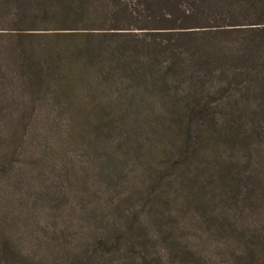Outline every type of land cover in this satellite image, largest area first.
I'll list each match as a JSON object with an SVG mask.
<instances>
[{"label": "trees", "instance_id": "1", "mask_svg": "<svg viewBox=\"0 0 264 264\" xmlns=\"http://www.w3.org/2000/svg\"><path fill=\"white\" fill-rule=\"evenodd\" d=\"M50 95L142 119L148 111L150 121L48 126L40 151L63 132L71 143L107 142L111 155L126 145V156L173 160L182 175H168L175 189L163 204L199 210L226 254L264 264V230L239 225L256 196L246 181L264 159V0H0V111L33 110ZM34 133L26 123L0 128V170L33 154ZM120 231L99 236L102 257L125 244ZM13 241L0 243L4 264H18Z\"/></svg>", "mask_w": 264, "mask_h": 264}, {"label": "rangeland", "instance_id": "2", "mask_svg": "<svg viewBox=\"0 0 264 264\" xmlns=\"http://www.w3.org/2000/svg\"><path fill=\"white\" fill-rule=\"evenodd\" d=\"M48 97L33 110L0 111V128L26 123L37 132L30 145L33 154L25 150L12 156L5 171L0 170V243L3 238L14 240L18 264H26V257L38 264H103L129 256L135 257V264H241L224 252L217 234L205 230L199 210L182 212L179 205L163 204L175 189L168 175H182L169 169L173 160L142 150L126 156V145L111 155L107 142L71 143L63 132L60 137L50 134L46 150L35 147L48 126L135 125L150 121V112L142 119L135 109L95 108L85 98ZM261 162L254 181H246V189L254 186L256 196L239 218L244 228L264 230V159ZM119 228L125 244L115 256L102 257L99 236L114 238ZM260 257L254 255L249 264H259ZM3 259L0 256V264Z\"/></svg>", "mask_w": 264, "mask_h": 264}]
</instances>
